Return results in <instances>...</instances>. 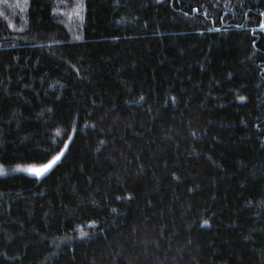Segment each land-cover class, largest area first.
Returning <instances> with one entry per match:
<instances>
[{"label":"trees","instance_id":"obj_1","mask_svg":"<svg viewBox=\"0 0 264 264\" xmlns=\"http://www.w3.org/2000/svg\"><path fill=\"white\" fill-rule=\"evenodd\" d=\"M262 12L0 0V264H264Z\"/></svg>","mask_w":264,"mask_h":264},{"label":"snow or ice","instance_id":"obj_2","mask_svg":"<svg viewBox=\"0 0 264 264\" xmlns=\"http://www.w3.org/2000/svg\"><path fill=\"white\" fill-rule=\"evenodd\" d=\"M261 15L264 16V12H262ZM259 27L264 28V21H262L259 24ZM240 99H244V97H240ZM65 147H67V145H65ZM63 151H64V149H61L60 153H57L56 155L52 156V158L50 160H48L47 163L40 164L39 166H36L35 164H31V165H28L27 167H25L23 169H17V170H23L25 172H28L30 174H33V175L39 177V176L45 174L46 172H48V170L51 169L53 167V165H55L56 162L61 159V154L63 153ZM0 174H3L2 168H0ZM249 203H251V201H249ZM203 223L208 224L209 221L204 220ZM80 234H81V236L86 235V233H84V232H81Z\"/></svg>","mask_w":264,"mask_h":264},{"label":"rangeland","instance_id":"obj_3","mask_svg":"<svg viewBox=\"0 0 264 264\" xmlns=\"http://www.w3.org/2000/svg\"><path fill=\"white\" fill-rule=\"evenodd\" d=\"M62 155V154H61ZM58 162V161H57ZM56 162V163H57ZM28 165H16V166H12V167H5V166H2V165H0V168H2L3 169V174H0V176H5V175H8V174H11V173H23V174H26V175H30V176H33V177H37V176H35V175H33V174H30V173H28V172H25V171H23V170H17V169H23V168H25V167H27ZM36 166H39V165H36ZM54 166V165H53ZM51 169H49L48 170V172L50 171ZM48 172H46V173H48ZM45 173V174H46ZM45 174H43V175H41V176H39V177H37V178H40V177H42V176H44Z\"/></svg>","mask_w":264,"mask_h":264}]
</instances>
